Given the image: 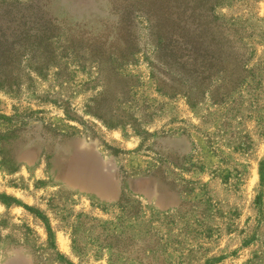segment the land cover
<instances>
[{
    "label": "rangeland",
    "instance_id": "rangeland-1",
    "mask_svg": "<svg viewBox=\"0 0 264 264\" xmlns=\"http://www.w3.org/2000/svg\"><path fill=\"white\" fill-rule=\"evenodd\" d=\"M212 1L228 67L244 66L191 106L149 78L152 18L136 9L163 11L165 0H0L3 44L21 43L27 15L49 9L68 34L106 39L107 55L129 9L144 53L63 59L61 74L30 72L11 90L7 74L25 71L4 65L0 264H264V0Z\"/></svg>",
    "mask_w": 264,
    "mask_h": 264
},
{
    "label": "trees",
    "instance_id": "trees-1",
    "mask_svg": "<svg viewBox=\"0 0 264 264\" xmlns=\"http://www.w3.org/2000/svg\"><path fill=\"white\" fill-rule=\"evenodd\" d=\"M216 6L212 0H165L163 11L153 8L136 9L142 10L148 18H152V27L145 33L151 40L147 42L150 48L147 65L150 69L149 78L161 95H183L186 101L194 106L200 97L202 98L201 93L222 83L227 71L234 74L233 70L236 69L240 73L239 67L244 66L240 61L235 63L233 68L228 67V58L233 51L231 46H228L229 37L222 29V23L214 11ZM47 10L48 13L44 12L42 16L27 15L20 32L21 43L19 38H13L14 35L8 37L10 41H5V44L0 42V55H4V58L0 59V73L3 74L4 65L10 73L14 64L21 66V73L25 71L16 79L7 74L9 90L29 79L30 72L44 77L46 72L54 67L55 74H61L65 69L60 67V61L63 59H74L79 61L80 65L88 66L90 63L101 65L110 59L128 63L144 54L139 45L141 35L136 36L129 26L133 16L129 9L118 13L120 20L116 38L119 42H116V46L111 48L107 55L103 50L106 39L85 37L86 32L74 36V29L68 34L55 25V18L50 15L49 9ZM18 41L20 49L14 51L13 45ZM18 51L25 55V59L19 62L12 57ZM111 70L115 72L116 68L111 67ZM214 80L221 82L216 84ZM100 103L101 106L93 115L103 120V108L109 101L100 99ZM66 117L71 118L67 114Z\"/></svg>",
    "mask_w": 264,
    "mask_h": 264
}]
</instances>
